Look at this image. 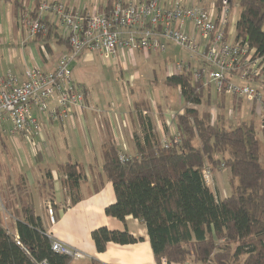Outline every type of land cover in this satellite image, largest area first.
Returning <instances> with one entry per match:
<instances>
[{
  "label": "trees",
  "instance_id": "1",
  "mask_svg": "<svg viewBox=\"0 0 264 264\" xmlns=\"http://www.w3.org/2000/svg\"><path fill=\"white\" fill-rule=\"evenodd\" d=\"M31 1L34 16L43 0L0 3L12 5L17 17L27 11ZM116 1L109 0L103 11H111ZM222 1L215 0L214 6L220 9ZM235 3L239 8L235 40L264 57V0H230L231 6ZM48 25V35L35 38L46 57L53 40L69 48L68 39L58 33L59 27ZM165 85L179 89L186 105L184 113L175 117L180 139L175 143L170 136L165 147L149 118L143 115L149 103L134 102L143 134L134 138L136 154H126L112 140L102 145V174L113 184L116 196V202L105 209L106 215L121 222L131 216L143 223L157 264L163 260L166 264H264V119L260 139L252 122L232 128L222 115L214 122L208 111L199 113L197 108L205 102L210 104V100H203L205 87L193 82L190 72L166 78ZM80 86L87 95L86 88ZM219 95L224 100L225 95ZM120 156L127 160L121 162ZM206 167L212 172L228 171V197L219 198L204 182ZM57 169L71 204H77L84 167L68 161ZM20 177V183L11 185L7 204H0V264H80L53 250L54 239L36 215L26 180ZM98 184L103 185L102 179ZM45 186L56 215L50 171L46 172ZM5 213L14 221V234L4 223ZM92 238L99 253L105 252L109 243L131 245L141 241L128 230L106 227L93 231Z\"/></svg>",
  "mask_w": 264,
  "mask_h": 264
},
{
  "label": "built area",
  "instance_id": "2",
  "mask_svg": "<svg viewBox=\"0 0 264 264\" xmlns=\"http://www.w3.org/2000/svg\"><path fill=\"white\" fill-rule=\"evenodd\" d=\"M235 11L230 0H223L220 9L214 5L210 9L188 5L182 0L169 6L162 0L130 3L118 0L108 13L97 8L91 12L80 10L60 0H43L32 16L35 10L31 1L27 11L20 12L17 18L20 32L26 33L28 39L40 34L46 37L48 23L55 24L63 28L62 37L68 39L69 48L53 71L26 69L24 81L12 73L0 77V146L8 135L13 138L23 135L32 141L40 131L42 118L60 123L84 108L85 92L71 72V64L84 54H97L106 61L128 55L134 62L136 53L148 56L152 52H165L170 44L188 52L196 64H176L171 76L190 72L193 82L213 86L218 94L247 101L252 112L264 118V93L249 84L237 83L242 80L264 86V57L232 36L229 25ZM189 25L197 38L186 31ZM172 137L175 143L180 139L177 133ZM163 143L168 147L167 138ZM120 160L125 162L127 157L120 156ZM203 177L208 186L213 184L210 167L205 168ZM49 221L56 222L51 210ZM52 248L75 259L82 258L58 241H53Z\"/></svg>",
  "mask_w": 264,
  "mask_h": 264
},
{
  "label": "crops",
  "instance_id": "3",
  "mask_svg": "<svg viewBox=\"0 0 264 264\" xmlns=\"http://www.w3.org/2000/svg\"><path fill=\"white\" fill-rule=\"evenodd\" d=\"M60 1L80 10L91 12L94 8H97L99 11L104 12L103 10L107 8L109 0ZM122 1L130 3L125 0ZM134 1L137 0L132 2ZM174 1L177 0H162L166 6H169ZM198 1L200 3L203 2V0ZM183 2L188 5L193 3L192 1L188 2V0ZM233 7H236L237 14V4L235 3ZM236 14L231 18L229 25V30L234 38L236 34L235 25L238 19ZM186 31L193 34V29L190 25L186 27ZM58 33L62 36L59 30ZM50 48L51 53H47V57L44 56L36 39H28L26 33L20 32L12 5L0 3V56L6 66L2 77L7 73H12L20 81H24L26 69L39 68L43 71H53L51 55L63 54L68 50V47L56 45L53 40L50 42ZM136 54L144 55L143 53ZM126 59H128V55L120 56L116 61L110 62L114 66H120L122 69L121 65L126 62ZM76 62L85 65L93 64L95 62L94 54H84ZM110 62L108 61V63ZM171 72L172 69H167L166 78L171 76ZM82 85L87 90L85 106L82 110H76L72 118L60 123H52L43 118L40 120V131L36 133L34 138H39L42 143L49 145V148L46 147L45 149L49 155H42L43 153L41 152L44 150H40L38 162H44L47 158L50 160L57 159L58 157H55L52 147H58L61 141L66 144L70 140L73 147L76 146L78 148L80 156L72 158L67 153L69 151L68 148L62 147L63 152L66 150L64 152V162L48 164L46 168L33 169L21 173L26 180L27 190L31 195L35 213L41 218L43 227L55 241L82 255V258L76 259L80 264H90L91 261H97L101 264H157L147 229L143 223L131 216L127 217L125 222H121L115 218L108 217L105 213V209L116 202V196L113 184L107 181L102 174V145L106 140H112L126 154H136L134 138L136 135L143 136V134L134 102L140 100L149 103V110L144 111L143 115L149 118L161 140L175 134L177 132L175 117L182 115L186 107L181 98L180 90L174 89L179 93L178 100L174 103H164L160 100H155L153 97L148 100L143 94L137 96L138 98L128 105H124L120 97H116L117 104L115 102L104 106L93 101L90 88L85 84ZM129 87L131 91L135 89V86ZM19 136L24 138L23 135ZM17 140H19L17 136L13 138L8 135L4 139L3 145L9 148ZM68 161L81 164L85 172V178L81 183V199L75 205L71 204V199L62 184L63 176L57 169L59 164ZM47 171L51 172L52 178L53 205L56 207L55 224H51L49 221V212L53 210L51 209V198L48 196L49 191L45 186ZM227 174L229 175L227 170L217 169L214 172L213 182L215 188L212 190L216 191L217 196L221 199L228 197L231 193L230 184H226L225 181V179L228 181ZM101 179L103 185L99 186L98 183ZM102 227L117 231L128 230L131 235L141 239V241L131 245L109 243L106 251L99 253L93 241L92 233ZM13 230L15 231L14 225Z\"/></svg>",
  "mask_w": 264,
  "mask_h": 264
},
{
  "label": "rangeland",
  "instance_id": "4",
  "mask_svg": "<svg viewBox=\"0 0 264 264\" xmlns=\"http://www.w3.org/2000/svg\"><path fill=\"white\" fill-rule=\"evenodd\" d=\"M132 2L133 0H125ZM186 1V0H182ZM193 2L197 6L212 8L215 0H203L200 3L198 0H188ZM236 14V11H235ZM17 16V15H16ZM18 17V16H17ZM17 17L15 20L17 21ZM239 17V8L236 14V18ZM59 32L64 34L63 28H58ZM196 38L197 34L193 31ZM62 54L51 55V64L54 69L58 66L59 58ZM95 62L93 64H83L79 62H73L71 64L72 78L77 83L85 84L91 90L93 101L100 103L101 105L108 106L109 104H117L116 97H120L124 105L135 101L139 95H145L146 99L150 100L151 97L155 100H160L164 103H174L178 100L179 93L173 88H169L165 85L164 80L166 78L167 69H173L176 64H188L191 63L196 66L191 55L181 50L174 44H170L165 52H152L149 57L142 54H135V63L130 57L126 59L125 63H122V69L120 66H114L113 63L101 59L97 54H94ZM78 61V60H77ZM82 61V60H81ZM5 63L0 56V77H2ZM238 84L250 85L253 88L260 90L264 93L262 86L256 82L248 83L247 81L238 80ZM129 86H135V89L131 91ZM144 97V96H141ZM210 100V104L203 103L197 109L199 113L208 111L214 122L218 120V116L222 115L226 125L235 128L239 123L247 122L254 123L257 131V136L262 139L263 133L261 129L262 120L256 113H253L248 102L241 99H233L231 96L225 95L224 100L216 92L215 88L205 87L203 100ZM19 140L12 143L9 148L6 145L0 146V204L4 205L8 202V194L10 192L11 185H17L21 181V173L29 170L43 169L47 165L55 163H62L65 161L64 152L62 147L68 148V154L72 158H78V148L71 144L70 140L64 144L59 142L58 147H52V151L57 159H45L44 162H38L39 151H42V155L48 156L49 153L46 149L49 145H46L38 138H34L32 141L29 138H22L17 136ZM15 140V139H14ZM60 151V152H58ZM56 153V154H55ZM61 156V157H60ZM36 161V162H35ZM228 175V174H227ZM228 181L225 179L226 184H229L230 176L228 175ZM214 180V172H213ZM211 189H214V182L210 185ZM217 194V192L215 191ZM4 223L6 227L14 234L13 219L5 213Z\"/></svg>",
  "mask_w": 264,
  "mask_h": 264
}]
</instances>
